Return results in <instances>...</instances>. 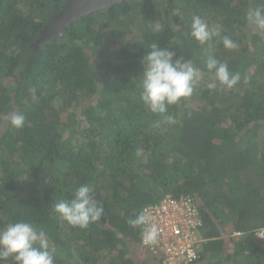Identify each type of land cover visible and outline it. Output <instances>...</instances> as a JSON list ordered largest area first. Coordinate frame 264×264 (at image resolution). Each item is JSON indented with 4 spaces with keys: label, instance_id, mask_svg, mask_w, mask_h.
<instances>
[{
    "label": "trees",
    "instance_id": "16d2710c",
    "mask_svg": "<svg viewBox=\"0 0 264 264\" xmlns=\"http://www.w3.org/2000/svg\"><path fill=\"white\" fill-rule=\"evenodd\" d=\"M68 1L0 0V229H42L54 264H165L128 221L192 196L203 241L197 260L178 264H264V31L247 19L264 0H126L37 47ZM193 16L220 24L211 48L191 37ZM154 43L203 73L164 115L140 98ZM209 55L240 74L234 87L207 88ZM82 184L104 207L86 229L54 211Z\"/></svg>",
    "mask_w": 264,
    "mask_h": 264
},
{
    "label": "clouds",
    "instance_id": "9594fccd",
    "mask_svg": "<svg viewBox=\"0 0 264 264\" xmlns=\"http://www.w3.org/2000/svg\"><path fill=\"white\" fill-rule=\"evenodd\" d=\"M247 19L259 30L264 31V7L249 11ZM191 37L200 45L212 47L214 37L219 35L210 31L208 24L199 16H193L191 22ZM159 32L161 25L155 24ZM226 49H235L237 44L229 37H222ZM206 68L212 74L208 89H216L217 84L231 89L241 79L239 73L230 72L228 65L209 55ZM203 73L194 66L191 59L179 56L168 47L161 48L158 44L151 45V50L142 59L141 100L153 114L164 115L168 107L190 97L194 84ZM26 117L19 112L9 116V124L14 129L24 126ZM171 122L172 117L166 116ZM92 188L87 184L77 187L71 199H61L54 205V211L63 221L72 227L86 229L89 224L99 221L104 213V207L97 202L92 194ZM152 217L147 210L141 211L128 224L133 228H141L142 243L153 244L158 235L157 226L152 223ZM264 237V233L261 235ZM49 240L46 233L30 222H15L0 229V264H5L10 258L14 264H54V256L49 250Z\"/></svg>",
    "mask_w": 264,
    "mask_h": 264
},
{
    "label": "built area",
    "instance_id": "2783aa9c",
    "mask_svg": "<svg viewBox=\"0 0 264 264\" xmlns=\"http://www.w3.org/2000/svg\"><path fill=\"white\" fill-rule=\"evenodd\" d=\"M144 210L158 229L155 243H142L144 247L162 257L165 264L190 263L199 258L203 220L194 197L167 196L158 205Z\"/></svg>",
    "mask_w": 264,
    "mask_h": 264
},
{
    "label": "water",
    "instance_id": "95a60500",
    "mask_svg": "<svg viewBox=\"0 0 264 264\" xmlns=\"http://www.w3.org/2000/svg\"><path fill=\"white\" fill-rule=\"evenodd\" d=\"M124 1L126 0H69L64 9L42 28L36 46L40 47L58 38H64L68 29L83 17L100 10L111 9Z\"/></svg>",
    "mask_w": 264,
    "mask_h": 264
},
{
    "label": "rangeland",
    "instance_id": "374dc122",
    "mask_svg": "<svg viewBox=\"0 0 264 264\" xmlns=\"http://www.w3.org/2000/svg\"><path fill=\"white\" fill-rule=\"evenodd\" d=\"M216 25H217V26L215 27L213 23L210 24V26H212L211 28H215V30H216L217 27H220V24L217 23ZM210 26H209V29H210ZM263 36H264V35H263ZM200 79H202V78H200ZM200 79H198L197 81H199Z\"/></svg>",
    "mask_w": 264,
    "mask_h": 264
}]
</instances>
